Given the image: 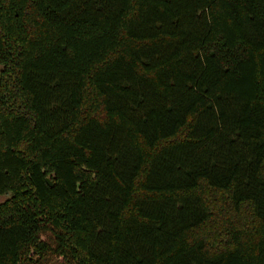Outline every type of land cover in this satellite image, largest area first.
I'll list each match as a JSON object with an SVG mask.
<instances>
[{
    "label": "trees",
    "instance_id": "16d2710c",
    "mask_svg": "<svg viewBox=\"0 0 264 264\" xmlns=\"http://www.w3.org/2000/svg\"><path fill=\"white\" fill-rule=\"evenodd\" d=\"M3 194L0 264H264V0H0Z\"/></svg>",
    "mask_w": 264,
    "mask_h": 264
},
{
    "label": "water",
    "instance_id": "95a60500",
    "mask_svg": "<svg viewBox=\"0 0 264 264\" xmlns=\"http://www.w3.org/2000/svg\"><path fill=\"white\" fill-rule=\"evenodd\" d=\"M46 180H47V182H48L50 185H53V183H52V181H51V179H50V176H47V177H46Z\"/></svg>",
    "mask_w": 264,
    "mask_h": 264
},
{
    "label": "rangeland",
    "instance_id": "374dc122",
    "mask_svg": "<svg viewBox=\"0 0 264 264\" xmlns=\"http://www.w3.org/2000/svg\"><path fill=\"white\" fill-rule=\"evenodd\" d=\"M7 197V194L0 195V201L4 200Z\"/></svg>",
    "mask_w": 264,
    "mask_h": 264
}]
</instances>
